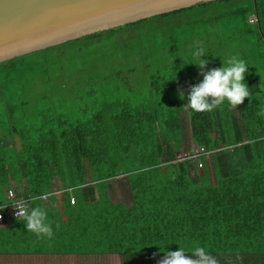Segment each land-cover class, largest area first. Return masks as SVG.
<instances>
[{
  "label": "trees",
  "instance_id": "obj_1",
  "mask_svg": "<svg viewBox=\"0 0 264 264\" xmlns=\"http://www.w3.org/2000/svg\"><path fill=\"white\" fill-rule=\"evenodd\" d=\"M251 16L254 22L249 21ZM146 22L152 25L142 28ZM106 35L115 40L108 43L112 53L128 56L144 42L150 43L151 53L176 54L180 58L174 60L176 65L182 61L179 84L184 98L175 90L166 107L148 98L136 106L125 102L119 113L113 108L109 122L97 112L81 122L68 116L55 123L43 120L33 126L32 135L23 127L0 135V201L8 174L24 197L40 196L58 185L71 188L75 204L69 202L70 192L63 199L71 205L69 212L88 223L91 209L94 239L114 243L116 235L120 247L108 245L107 251L123 253L127 264L140 259L157 264L165 249L175 251L179 246L203 247L217 264H264V0L201 1L81 37L103 41ZM191 36L196 37L197 49L211 38H218L219 45L235 42L240 50L250 49L242 57L252 61L244 77L249 98L235 108L224 102L210 112L190 109L189 88L203 78L197 65L185 63L196 59L183 56L193 42ZM50 47L34 52L40 55ZM16 57L0 62V86L24 80L25 70L12 72L19 68ZM207 60L205 70L225 62L214 60L210 48ZM185 113L194 123L192 143L210 151L211 168L202 155L200 172L196 159H179L176 152L184 141ZM112 179L125 187L128 206L109 197ZM88 197L92 207L84 202ZM41 202L38 198L28 203L39 207ZM1 221L5 226L0 228V252H18L14 245L21 240L25 244L31 234L7 212ZM19 223L21 229L16 230Z\"/></svg>",
  "mask_w": 264,
  "mask_h": 264
},
{
  "label": "rangeland",
  "instance_id": "obj_2",
  "mask_svg": "<svg viewBox=\"0 0 264 264\" xmlns=\"http://www.w3.org/2000/svg\"><path fill=\"white\" fill-rule=\"evenodd\" d=\"M150 24L152 25V22H146L142 24V28ZM110 37L104 36L103 41L81 37L79 41L65 43L61 47L53 45L40 55L34 50L28 52L29 54L22 59L15 56V65L19 68L13 69L12 72L25 70L22 78L24 80L12 79L5 87L0 86V135H9L10 131L22 127L26 135H32L33 126L41 125L43 120L55 123L68 116L74 122H81L87 117L92 118L97 112H101L103 118L109 122L114 112L113 108L116 107L115 111L119 113L118 110L123 108L125 102L136 106L144 102L145 98L154 99L166 107L175 95L174 91L181 90L179 79L182 61L179 60L177 65L174 62L180 58L176 54L169 55V52L151 53L148 50L150 43L144 42H141L128 56H124V52L112 53L108 43H111L109 40H115ZM191 39L193 42L188 43L186 47L189 51L183 55L189 58L194 56L197 50L194 42L196 37L191 36ZM218 43V38L205 39L201 42L200 48L205 52L210 48L214 60L223 61L232 56L242 58L250 51L249 48L240 50L238 43L235 42L223 45ZM155 46H159V43ZM170 62L173 67L170 66ZM164 64L168 66L163 67ZM251 64L252 61L249 65ZM43 74L47 81L43 80ZM174 74V77L169 78ZM195 78L200 77L195 75ZM184 117V141L176 147L178 156L196 147L191 141L192 136L195 135L194 123L186 113ZM13 138L19 145V138L17 136ZM206 163L211 168L209 158ZM85 165L88 168L86 160ZM196 171L200 172V169L197 167ZM8 175L6 188L10 186L18 192L19 184L12 175ZM211 178L213 179V176ZM116 179L110 180L114 186V199H122L129 205L125 187L120 183V186L116 187ZM119 259L118 255L103 256L92 264H121ZM130 264L145 263L140 259Z\"/></svg>",
  "mask_w": 264,
  "mask_h": 264
},
{
  "label": "water",
  "instance_id": "obj_3",
  "mask_svg": "<svg viewBox=\"0 0 264 264\" xmlns=\"http://www.w3.org/2000/svg\"><path fill=\"white\" fill-rule=\"evenodd\" d=\"M209 0H0V62Z\"/></svg>",
  "mask_w": 264,
  "mask_h": 264
},
{
  "label": "crops",
  "instance_id": "obj_4",
  "mask_svg": "<svg viewBox=\"0 0 264 264\" xmlns=\"http://www.w3.org/2000/svg\"><path fill=\"white\" fill-rule=\"evenodd\" d=\"M13 140L16 142V139L13 138ZM8 147H10V144ZM208 158L209 156L207 159ZM84 167L86 170H90V167L88 166L87 168L85 163ZM89 175L90 174H87L88 179L90 178ZM108 185L107 191L112 202L119 201L122 202L124 206H128V204L122 199H114V186H112L111 182H109ZM115 185L116 187L120 186L118 181H116ZM8 188H12L15 191L13 187L8 186L6 188L4 185L3 200L5 199L6 190ZM56 188H52L51 191ZM20 191L21 188H19L18 192L15 191V193L19 195L18 193H20ZM66 195V193L52 195L47 200L41 202L42 206H39L47 212L48 220L51 222L53 227V236L51 238H37L36 235L27 231L28 234H31V236L24 238L25 240L27 239V245H25L24 241L21 240L22 244L20 243V245H18L17 242V244L14 245L15 249H19L16 250L18 252H0V264H92L93 261L97 262L103 256L110 255H118L120 256L121 260H119L121 261V264L126 263L128 258H126L123 253L107 251L108 245L115 246V244L118 243V237L115 235L116 241L114 243H109L110 240L94 239L95 235L92 234V228L90 225V222H92V212H90L91 209L89 210L90 219H88V223H86L85 217H82V215L72 214L69 212L71 205H74L75 203H70L71 205L68 206V203L63 201V199L68 197ZM68 195L69 197L73 195L72 191L71 193H68ZM95 198H98L97 194H95ZM84 202L89 207H92V203H94L90 197L86 198V201ZM12 219L17 220L16 218ZM20 224L21 223L15 226L16 230L21 229L19 226ZM6 225L9 226V224ZM4 226V223L0 221V228ZM116 247H120L119 243ZM104 248L106 249L105 252L99 251L104 250ZM21 249H23V251H20Z\"/></svg>",
  "mask_w": 264,
  "mask_h": 264
},
{
  "label": "clouds",
  "instance_id": "obj_5",
  "mask_svg": "<svg viewBox=\"0 0 264 264\" xmlns=\"http://www.w3.org/2000/svg\"><path fill=\"white\" fill-rule=\"evenodd\" d=\"M207 52L198 48L194 52L195 60L185 63H193L200 69L202 80L191 85L187 93V105L193 112H210L217 106L227 102L232 107L241 104L245 97H250L251 93L244 77L248 71L249 64L238 56L227 59L220 67L205 70L208 63ZM175 73V72H174ZM174 75L169 78L174 77ZM180 98H184V93H179ZM11 203L16 209L14 216L18 221H22L26 231L33 233L38 238L53 236V227L48 220L47 212L40 207H31L27 201L0 202V209ZM190 255H186L189 253ZM164 257L157 264H217L205 248L197 246L191 250L178 247L171 251L165 249Z\"/></svg>",
  "mask_w": 264,
  "mask_h": 264
},
{
  "label": "built area",
  "instance_id": "obj_6",
  "mask_svg": "<svg viewBox=\"0 0 264 264\" xmlns=\"http://www.w3.org/2000/svg\"><path fill=\"white\" fill-rule=\"evenodd\" d=\"M252 17H254V16H251L249 18L250 22H254L256 20L255 17H254V19ZM202 155L208 157L210 155V151L204 150L203 147H195V148L191 149L188 153H185L184 155L178 156V157H179V159H184V158L196 159L197 162H198L197 163L198 168L201 169L203 164L198 158L200 156H202ZM71 191H72L71 188H69V189L56 188V189H53L52 191H50L48 193H44V194H42L40 196L24 197V196L17 195L12 188H8L6 190L5 199L0 201V202L7 203L9 201L15 202V201H20V200H24V201L30 202V201H32L34 199H38V198L43 200V201H45L52 195L64 194L66 192H70L71 193ZM69 202L71 204L75 203V198H74L73 195L70 196ZM15 211H16V209L13 207V205L11 203L6 204L3 209H0V221L3 218L4 212H7L9 214V217L15 218V216H14V212Z\"/></svg>",
  "mask_w": 264,
  "mask_h": 264
}]
</instances>
